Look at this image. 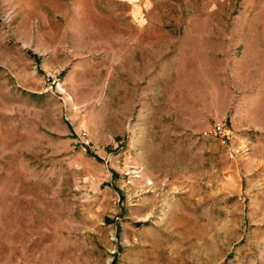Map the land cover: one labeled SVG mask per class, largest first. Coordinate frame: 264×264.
Instances as JSON below:
<instances>
[{
    "label": "rangeland",
    "instance_id": "obj_1",
    "mask_svg": "<svg viewBox=\"0 0 264 264\" xmlns=\"http://www.w3.org/2000/svg\"><path fill=\"white\" fill-rule=\"evenodd\" d=\"M0 264H264V0H0Z\"/></svg>",
    "mask_w": 264,
    "mask_h": 264
},
{
    "label": "built area",
    "instance_id": "obj_2",
    "mask_svg": "<svg viewBox=\"0 0 264 264\" xmlns=\"http://www.w3.org/2000/svg\"><path fill=\"white\" fill-rule=\"evenodd\" d=\"M212 133L213 135H215L218 139V141L223 144L225 143L227 136L223 131V127L220 121H216L214 122V124L212 125ZM203 134H206V132H203Z\"/></svg>",
    "mask_w": 264,
    "mask_h": 264
},
{
    "label": "trees",
    "instance_id": "obj_3",
    "mask_svg": "<svg viewBox=\"0 0 264 264\" xmlns=\"http://www.w3.org/2000/svg\"><path fill=\"white\" fill-rule=\"evenodd\" d=\"M94 156V155H93ZM113 174V173H112Z\"/></svg>",
    "mask_w": 264,
    "mask_h": 264
}]
</instances>
